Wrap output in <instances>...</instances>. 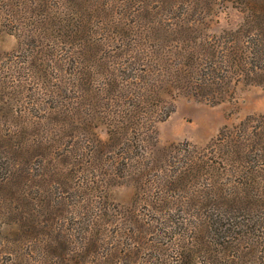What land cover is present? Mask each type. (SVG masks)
I'll list each match as a JSON object with an SVG mask.
<instances>
[{
  "label": "trees",
  "instance_id": "16d2710c",
  "mask_svg": "<svg viewBox=\"0 0 264 264\" xmlns=\"http://www.w3.org/2000/svg\"><path fill=\"white\" fill-rule=\"evenodd\" d=\"M2 1L0 30L14 33L15 22L34 45L24 60L0 53L21 68L15 93L34 109L48 86L52 105L36 117L6 109V127L0 114V190L34 210L5 214L0 264H197L202 252L204 264H264V114L226 126L206 147L155 150L156 124L177 96L215 105L241 83L264 84V0H232L243 20L220 31H210L209 18L225 0ZM44 118L53 128L47 137ZM38 167L45 172H32ZM46 175L43 191L69 198L72 220L83 209H109L112 188L132 184L129 204L118 203L121 220H110L119 234L101 237L88 223L90 238L75 243L61 208L28 184ZM35 190L41 197L27 198ZM139 230L151 232L150 245ZM147 247L151 257L142 259ZM172 247L177 258L167 257Z\"/></svg>",
  "mask_w": 264,
  "mask_h": 264
},
{
  "label": "rangeland",
  "instance_id": "374dc122",
  "mask_svg": "<svg viewBox=\"0 0 264 264\" xmlns=\"http://www.w3.org/2000/svg\"><path fill=\"white\" fill-rule=\"evenodd\" d=\"M6 1H13V0H3L1 3ZM33 2H36L38 0H32ZM222 1V0H221ZM43 4H49L52 2L51 0H42ZM53 9V7H51ZM244 17V13L242 10L237 8L232 0H225L221 6L210 16L209 23H210V31H220L225 28H234L236 27ZM20 25H22L23 30L32 33V25L28 23V19L24 18L23 22H20ZM12 31L14 33L8 32L5 28H3V31L0 30V53L7 54L9 56V53L12 52L11 56L14 57V54L16 56H19L22 60H24L25 54L30 55L31 57L34 55L32 52H26L22 53L23 51H26V49L29 48V46H34L33 44L27 45L24 41L23 35H18L19 29H17L15 22L12 25ZM44 35L46 33L42 31ZM49 32V31H48ZM47 37V36H46ZM48 38H54V36L51 35L49 32ZM50 42V41H49ZM37 49L34 51L36 53ZM38 52V51H37ZM39 53V52H38ZM19 58L14 57V60H18ZM11 64L9 60L2 56L0 57V110H3L1 114L2 118V125L1 127H6V109L14 108L18 111L25 112V110L30 112L31 116H42L43 114H47L48 107L52 105L50 102V97L52 93H49L50 90H47L48 86L41 88V94H37V96L45 97V101H38L34 107V109L28 108L26 105L23 104V100H28L29 97L24 98L21 94L15 93V88L12 86L14 82L17 80H21L19 70L21 68H14L11 69ZM4 69V71H3ZM3 71V73H2ZM29 87H32L36 85L34 83L33 79L29 80ZM5 85V87H4ZM5 90V94L4 91ZM10 92V93H9ZM4 95V97H3ZM19 95V96H18ZM29 96V95H28ZM35 97H32L34 99ZM9 100L10 104L6 108L4 107V103ZM258 114H264V84H250V83H241L239 86H237L234 96L230 99L223 101L218 104H210L208 102L195 99L191 96L186 95H179L174 100V107L173 110L170 112V114L162 121L157 122L156 124V137H157V143L155 144V150L156 149H164L169 148L171 145L174 144H182L186 141L191 142L192 144H195L198 147H206L207 145L211 144V141L216 139L220 132L226 127H233L234 125L240 123L243 119H245L247 116L250 115H258ZM11 125V124H10ZM13 127V125H11ZM42 127L44 132V137L50 136L52 131V123H50L46 118L42 119ZM97 132L101 136V138L107 137V132L104 124H100L97 127ZM3 162L2 159H0V164ZM47 167L52 168L51 164L47 163ZM38 171H32V172H45L44 169L38 167ZM2 170V168H0ZM48 170V168H46ZM6 171V168L4 166V169L2 172ZM49 175V174H48ZM47 176L46 180H42L40 178L36 179L35 181L28 182V184L36 185L37 187L34 189H40V193L47 202L54 203L58 206L57 208H61L65 215V221L63 220V223H65V228L69 229L72 233V239L76 241L75 243L82 245L86 240L87 236L90 234H87L88 223L90 224V230L92 225L94 227H100L101 229V237H103V233H105V236L112 237L116 231L119 234V231L117 228H119V224L116 223L114 225L112 222H110L112 216L116 217L115 221L121 220L122 216L119 214V204H129L131 199L134 196L135 188L132 184H119L112 188L113 191V197L115 200L109 202L110 208H102L100 211L97 210L94 213L87 212L86 209H83L81 212L75 213V218L71 219V212L68 207L69 204H67L66 201L70 200L57 198L58 195L55 196V190L52 189L50 192H46L48 189L44 188L41 184L44 182L47 187H50V184L52 181H50L51 177ZM41 177V176H40ZM53 178H58L57 175H53ZM38 185H41L39 187ZM28 188V187H27ZM44 189H47L46 191H43ZM38 190H35L34 195L29 194L27 198L35 201L33 197H41V195H36L35 193ZM6 194V191L0 190V238L1 236H4L3 232V225L5 222H10V219L6 217L5 214L11 213L16 216L23 215L24 211H34L32 210L33 203L31 200H23L20 202H15L12 198V195L4 196ZM119 203V204H118ZM118 209V211L116 210ZM145 209H142V212H144ZM147 211V210H146ZM195 212H198L197 210H194ZM37 215V219L40 218L44 219L42 215H40L39 212H34ZM79 213L81 215L85 216L84 219H87L85 222L82 223V217H79ZM44 214H46L44 212ZM148 215H151L150 212L147 211ZM8 220V221H7ZM95 222V223H94ZM146 224H148L145 221ZM151 226V225H149ZM164 228V227H161ZM170 229L168 228L165 230L166 237L170 241ZM173 230H175V226L173 227ZM69 231V230H68ZM100 232V230H99ZM143 234L144 242L146 244H151V232H143L141 230L137 231L136 238L138 239L139 234ZM84 234V235H83ZM100 234V233H99ZM86 236V237H84ZM82 238V240H81ZM81 240V241H80ZM0 247H2L0 245ZM145 255H143L142 259H149L151 257L152 250L150 247L144 248ZM177 250L172 247L167 257L171 258H177ZM203 257L201 259V263L197 264H204L203 260H207L208 253L202 252ZM141 255V254H140ZM173 256V257H172ZM2 258V254L0 255V259ZM209 262V261H208Z\"/></svg>",
  "mask_w": 264,
  "mask_h": 264
}]
</instances>
